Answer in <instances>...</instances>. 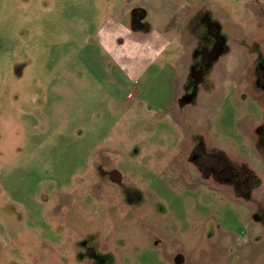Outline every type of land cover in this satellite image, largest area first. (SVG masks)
Here are the masks:
<instances>
[{
    "label": "rangeland",
    "instance_id": "374dc122",
    "mask_svg": "<svg viewBox=\"0 0 264 264\" xmlns=\"http://www.w3.org/2000/svg\"><path fill=\"white\" fill-rule=\"evenodd\" d=\"M0 264H264V0H0Z\"/></svg>",
    "mask_w": 264,
    "mask_h": 264
},
{
    "label": "crops",
    "instance_id": "0c3cea01",
    "mask_svg": "<svg viewBox=\"0 0 264 264\" xmlns=\"http://www.w3.org/2000/svg\"><path fill=\"white\" fill-rule=\"evenodd\" d=\"M121 10L118 12L120 14L117 17L118 20H113L112 27L106 33L105 41L111 50L110 56L116 63L114 72L124 75L125 72L131 73L136 68L137 58L140 61L145 60L148 56H160L169 42L166 44L164 41L165 44H163L161 36L157 35L159 33H150L148 36L138 37L136 33L139 27L134 28L132 22H139L133 15L135 11L139 10L132 9L131 14L130 11L126 12L124 8ZM132 61H135V64L131 63Z\"/></svg>",
    "mask_w": 264,
    "mask_h": 264
},
{
    "label": "flooded vegetation",
    "instance_id": "af4514ba",
    "mask_svg": "<svg viewBox=\"0 0 264 264\" xmlns=\"http://www.w3.org/2000/svg\"><path fill=\"white\" fill-rule=\"evenodd\" d=\"M138 12H139V11H137V12L135 11V12H134V15H136ZM137 19H138V18H137Z\"/></svg>",
    "mask_w": 264,
    "mask_h": 264
}]
</instances>
